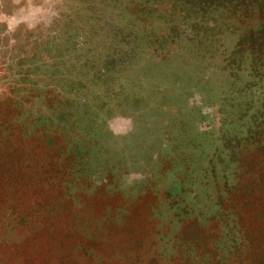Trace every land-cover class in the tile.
<instances>
[{
	"label": "rangeland",
	"instance_id": "374dc122",
	"mask_svg": "<svg viewBox=\"0 0 264 264\" xmlns=\"http://www.w3.org/2000/svg\"><path fill=\"white\" fill-rule=\"evenodd\" d=\"M0 20V264H264V0Z\"/></svg>",
	"mask_w": 264,
	"mask_h": 264
},
{
	"label": "clouds",
	"instance_id": "9594fccd",
	"mask_svg": "<svg viewBox=\"0 0 264 264\" xmlns=\"http://www.w3.org/2000/svg\"><path fill=\"white\" fill-rule=\"evenodd\" d=\"M16 2H19V0H16ZM0 21H2V20H0Z\"/></svg>",
	"mask_w": 264,
	"mask_h": 264
},
{
	"label": "trees",
	"instance_id": "16d2710c",
	"mask_svg": "<svg viewBox=\"0 0 264 264\" xmlns=\"http://www.w3.org/2000/svg\"><path fill=\"white\" fill-rule=\"evenodd\" d=\"M104 24V23H103Z\"/></svg>",
	"mask_w": 264,
	"mask_h": 264
}]
</instances>
